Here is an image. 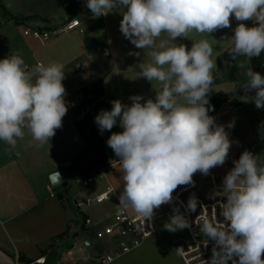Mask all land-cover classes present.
<instances>
[{"label": "clouds", "instance_id": "clouds-1", "mask_svg": "<svg viewBox=\"0 0 264 264\" xmlns=\"http://www.w3.org/2000/svg\"><path fill=\"white\" fill-rule=\"evenodd\" d=\"M86 7L97 18L122 13L120 32L141 50L130 54L139 57L148 50L151 58L138 63L140 77L159 84L154 98L132 95L130 104L112 100L111 109H101L94 118L101 135L117 124L122 129L106 141L123 171L117 212L132 208L151 220L154 210L173 203L178 187L194 183L196 173L207 176L223 166L232 146L225 125L209 115L214 111L209 100L215 68L212 44L204 38L189 48L174 41L232 28L234 18L239 23L232 28L229 54L234 59L260 57L264 0H86ZM163 34L167 39H161ZM244 75L243 102L264 109V75L253 68ZM64 79V65L55 61L29 67L19 54L0 59V141L15 149L27 129L29 146L49 144L68 111ZM227 127H234V121ZM232 163L222 187L213 193L221 198L213 207L218 205L222 221L214 213L198 224L214 242L208 264H264V163L248 150ZM197 205L191 195L186 211L194 212ZM163 227L176 232L190 223L173 207Z\"/></svg>", "mask_w": 264, "mask_h": 264}, {"label": "crops", "instance_id": "crops-1", "mask_svg": "<svg viewBox=\"0 0 264 264\" xmlns=\"http://www.w3.org/2000/svg\"><path fill=\"white\" fill-rule=\"evenodd\" d=\"M85 10L86 0H83L74 11L84 28L82 33L70 31L52 36L41 43L24 35L23 30L32 24L48 28L47 25L61 12L68 16L65 0H0V24L22 30L21 34L10 35L16 51L7 56L19 54L25 64L31 67L36 62L47 65L55 61L63 64V84L68 105L62 127L56 130L49 144L36 147L33 142L29 146L31 137L27 129L25 138L17 141L15 149H10L4 141H0V264L28 263L39 257H45V264H100L97 258L104 244L95 239L94 228L84 226V219L90 216L102 220L100 227L118 207V197L124 183L123 171L120 161L106 141L112 132H121L122 129L117 124L111 131L101 135L94 123L99 111L110 110L111 103L89 111L91 123L102 140L104 162L99 163L97 147H88L85 137L94 142L96 140L88 136L86 126L83 131L78 130L74 111L83 99L82 88L99 77H103L104 96L119 99L125 104L131 103L129 97L132 95L154 98V89L159 88L157 82L151 84L140 77L138 63L141 60L149 62L151 58L147 55L148 50L141 52L139 57L130 54L141 50L136 49L120 32L122 13L114 11L97 18L87 17ZM19 18L24 19L19 21ZM231 23L232 28H235L239 22L233 18ZM245 23L252 25V21ZM232 28L217 30L211 35L191 33L188 38L174 41L177 44L184 43L189 48L192 42L204 38L212 44V59L215 63L213 72L220 80L211 85L209 100L218 96L221 102L211 116L216 118L217 124L225 125L232 141L225 164L211 170L222 180L234 167L233 160L238 159L245 150L259 155L260 162L264 163V109H257L254 103L243 102L246 95L243 86L247 82L244 73L247 68H253L264 75V61L254 69V57L250 60L247 57H236L233 78L222 73L226 68L224 63L222 69L216 65L217 60L222 59L224 52L232 46ZM161 39H167V35L163 34ZM241 63H245V67H240ZM78 121L84 125L82 116ZM231 121H234V127L228 128ZM67 162L57 167V164ZM99 168H104L105 173L100 177V185L74 192L72 185L76 184L77 178L85 177ZM55 171L59 172L61 183L52 186L49 176ZM108 185L114 190L108 199L82 211L83 222L80 226L76 225V213L71 206L81 211V207L76 204L80 202L78 195L86 198L105 190ZM127 210L135 212L132 208ZM183 233L184 230L179 235H172L158 230L155 236L142 245L108 264H182L174 248V240ZM68 249L72 250V259L66 254Z\"/></svg>", "mask_w": 264, "mask_h": 264}, {"label": "built area", "instance_id": "built-area-1", "mask_svg": "<svg viewBox=\"0 0 264 264\" xmlns=\"http://www.w3.org/2000/svg\"><path fill=\"white\" fill-rule=\"evenodd\" d=\"M82 2L83 0H78V5H81ZM85 13L87 17H94L89 9L85 10ZM70 31L79 33L84 31L78 17L65 16L64 22L55 28L52 26L42 28L37 24H32L23 30V34L43 43L52 36H58ZM104 174V168H99L85 177L77 178L75 182L78 185L87 186L96 177H102ZM193 181L194 183L191 185L178 187L173 193L175 198L173 203L162 205L159 209L154 210L155 215L151 220H144L135 212H130L127 209L119 213L116 209L106 219V222L99 227L102 220H95L87 216L84 219V226L94 228L95 239L104 244L103 251L99 253L97 258L100 264H108L115 258L132 251L155 236L159 230L157 221L163 216L168 221L172 215L173 207H179L180 211L185 214L190 223V227L185 228V234L183 233L174 240V248L182 264H208L213 255L212 249L214 242L208 240L200 232L198 224L202 222V217L204 216H207L211 220L214 213L216 219L222 221V217H219L218 214V205L215 208L213 207L221 199L220 197L213 198V193L222 187V179H219L217 174L211 171L207 176L201 173L193 176ZM113 191L112 186L108 185L105 190L87 196L83 201L76 204L79 207L85 206L86 208H90L106 201L109 194ZM191 195H195L198 201L197 208L194 212L186 211L187 202ZM66 254L70 259L73 258L71 249H68ZM17 264H45V257L36 258L28 263L18 262Z\"/></svg>", "mask_w": 264, "mask_h": 264}, {"label": "trees", "instance_id": "trees-1", "mask_svg": "<svg viewBox=\"0 0 264 264\" xmlns=\"http://www.w3.org/2000/svg\"><path fill=\"white\" fill-rule=\"evenodd\" d=\"M77 8H78V0H65V11L67 12L68 17H75L74 11ZM231 47L224 52L222 59H218L216 63L218 69H222L223 63L225 64V67L228 69V73H230L229 78H233L232 71L234 67V58L229 54ZM263 61H264V53L262 52L260 57L253 58L252 64L254 69H257ZM213 77H214L213 83H217L220 80L215 72H213ZM102 82H103V77H99L93 80L91 83H89L86 87L82 88L83 99L81 100L80 104L77 106L73 114L75 125L77 126L78 130L83 131L84 127L86 126V129L88 131V136L96 140V142H94L93 140L85 137V141L88 147H94V146L97 147L96 157L99 163L104 162L102 140L97 135L91 123L89 111L101 105H107L112 100H116L114 98L104 96ZM219 99L220 98L218 96H214L210 99V104L214 106V111L209 112V115H212L213 113L216 112L218 105L221 102ZM81 116L84 125H82L81 122L78 121V119ZM19 260L21 259L19 258Z\"/></svg>", "mask_w": 264, "mask_h": 264}, {"label": "rangeland", "instance_id": "rangeland-1", "mask_svg": "<svg viewBox=\"0 0 264 264\" xmlns=\"http://www.w3.org/2000/svg\"><path fill=\"white\" fill-rule=\"evenodd\" d=\"M22 19L24 18H19V21H22ZM18 33H22V30H16L13 28V26H8L5 24H0V36H2V38L0 39V57H6L8 53H12L15 52L16 49H14V41L11 40L10 35L12 34H18ZM222 73H226L227 76L229 77L230 73H228V70L225 68L222 70ZM219 75V74H218ZM81 172V171H80ZM101 179L100 177H96L93 182L89 183L87 186H81L78 184H73L72 185V189L74 190H78V189H83V190H89L91 188H93L94 186L100 185L101 184ZM84 198L82 197L81 194L78 195V201H83ZM72 208V211L76 213V225L78 224L80 226V224L83 222V213L82 211H86L90 208H86L85 206L81 207V211L76 209V208ZM166 218L165 216H163L162 218H160L157 221V226L159 228V230H164L169 232L168 230H166L163 225L166 223ZM184 230V234H185V229L182 230H177L176 232H169L172 235H179L181 233V231Z\"/></svg>", "mask_w": 264, "mask_h": 264}, {"label": "water", "instance_id": "water-1", "mask_svg": "<svg viewBox=\"0 0 264 264\" xmlns=\"http://www.w3.org/2000/svg\"><path fill=\"white\" fill-rule=\"evenodd\" d=\"M64 18H65V16L61 12L60 14H58V16L54 17L52 22L50 24H48L47 26L48 27L52 26L53 28H55L57 25L62 24L64 22ZM77 67H79V65H77ZM65 164H68V162L67 163H59V164H57V167L64 166ZM49 181H50V184L52 186L59 185L61 183V178H60L59 172L55 171L52 174H50Z\"/></svg>", "mask_w": 264, "mask_h": 264}]
</instances>
